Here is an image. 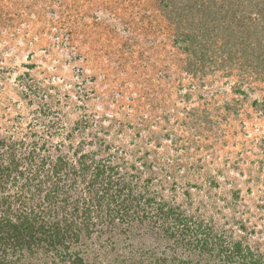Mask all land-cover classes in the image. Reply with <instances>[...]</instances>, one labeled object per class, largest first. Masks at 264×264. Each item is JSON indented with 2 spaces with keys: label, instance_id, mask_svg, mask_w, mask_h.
<instances>
[{
  "label": "rangeland",
  "instance_id": "1",
  "mask_svg": "<svg viewBox=\"0 0 264 264\" xmlns=\"http://www.w3.org/2000/svg\"><path fill=\"white\" fill-rule=\"evenodd\" d=\"M13 163L0 214L78 235L15 264H264V0H0Z\"/></svg>",
  "mask_w": 264,
  "mask_h": 264
},
{
  "label": "trees",
  "instance_id": "2",
  "mask_svg": "<svg viewBox=\"0 0 264 264\" xmlns=\"http://www.w3.org/2000/svg\"><path fill=\"white\" fill-rule=\"evenodd\" d=\"M13 165L12 169L9 166L2 167L0 165V176L5 175V171L18 172L17 164L13 163ZM31 172L32 170H30V173ZM33 172L35 175L39 173L37 170ZM20 173L24 177V173ZM24 179L25 181H29V178L24 177ZM26 187L27 186L22 185L21 189ZM7 216L6 214H0V264H15L14 261L17 263L18 261L16 260H20L24 257V250L29 252L35 246H56L57 242H63V240L69 241L78 236L77 229L71 227H65L63 231L53 230L52 227L45 224V217L35 214L33 210L26 214L22 213L17 216L16 219H10ZM8 253H11L13 256L18 255L19 257L15 258L14 261L9 260L7 256ZM83 262V259L78 257L77 261L73 263L84 264Z\"/></svg>",
  "mask_w": 264,
  "mask_h": 264
}]
</instances>
